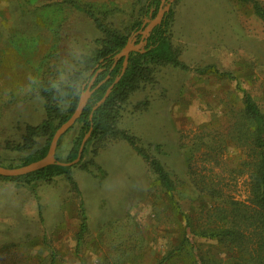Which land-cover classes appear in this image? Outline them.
Returning <instances> with one entry per match:
<instances>
[{
    "label": "rangeland",
    "instance_id": "rangeland-1",
    "mask_svg": "<svg viewBox=\"0 0 264 264\" xmlns=\"http://www.w3.org/2000/svg\"><path fill=\"white\" fill-rule=\"evenodd\" d=\"M166 3L173 11L167 34L185 68L149 62L148 80L119 104L116 127L161 162L174 189L121 134L88 143L71 168L74 184L65 175L31 183L0 178V264H194L195 255L224 264L229 257V246L198 234L190 235L193 251L179 246L185 216L196 232L208 225L215 200L199 179L225 196L246 197V154L235 137L247 129L244 92L264 115V19L253 9H264V0H159L158 8ZM144 6L0 0L1 163L19 165L41 147L37 136L22 145L26 127L46 118L44 89L65 98L66 88L77 90L92 74L85 57L106 35L95 21L130 37L134 23L153 17L155 9L145 14ZM57 102L64 112L66 102ZM79 128L61 138V161ZM81 203L86 230L79 239Z\"/></svg>",
    "mask_w": 264,
    "mask_h": 264
},
{
    "label": "trees",
    "instance_id": "trees-1",
    "mask_svg": "<svg viewBox=\"0 0 264 264\" xmlns=\"http://www.w3.org/2000/svg\"><path fill=\"white\" fill-rule=\"evenodd\" d=\"M146 1L148 8L144 6V13L147 14V10L154 8V12L151 13L154 16L159 0ZM71 4L76 8H80L74 1H71ZM253 9L257 15L264 19L263 8L255 3ZM172 13V9L166 12L160 24L153 28L148 36L144 52L134 51L129 54L128 63L123 73L111 88L105 101L95 110H92V106L104 95L107 87L120 74L122 58L113 64L111 56L119 51L128 39L127 35L109 31L101 22L95 21L96 25L106 35L98 39L100 46L93 54L85 57V64L87 68H93L98 65L97 67L102 68V70L95 77L93 86H96V88L91 94L92 102H87L80 117L71 127L80 126L77 135L72 140L65 162L76 158L82 138L88 131L89 136L83 145L81 157L77 163L83 158L88 143L100 142L107 136L121 134L138 154L149 163L161 184L167 190L172 191L174 189L172 180L161 162L157 158L149 156L140 147H137L132 137L116 127L119 104L126 100L129 93L137 88L141 80H148L151 73L148 67L149 62H170L173 65L185 68L184 64L176 58L167 34ZM141 28L142 22L134 23L132 26L134 31ZM74 75L75 79H77L81 76V72H77ZM65 90L67 91V97L65 98L58 95V91H54L52 87L44 89L41 93L45 98L46 118L38 125L26 127V132L23 136L24 145H22V147H31L33 145L32 136L42 137L43 143L36 153L26 156L19 165H4L1 162L0 165L18 167L40 159L46 154L54 131L72 114L77 105L75 101L77 90L74 87H68ZM242 98L244 123L241 125L244 126L246 124L247 129H239L235 138L246 154V197L245 199H238L225 196L222 190L216 187L215 183L199 179L197 183H199L200 190L210 194L215 201L208 210L206 222L208 225L205 228L197 232L194 231L191 219L188 215L185 216V226L179 248L187 247L190 251H193L194 244L190 235L198 234L201 237L223 242L229 246L232 251L224 264H264V115L247 93L244 92ZM57 100L66 102L64 112H60ZM55 117H58L57 122H54L53 118ZM62 137H60L56 148L57 158ZM72 166L52 164L27 175L0 178L12 181L23 179L25 182L31 183L32 180H46L54 176L65 175L74 184L70 175ZM80 213L82 222L78 233L79 239L86 230L82 203L80 204ZM172 252H169L163 260L167 259ZM193 260L194 264H213L210 260L203 259L198 255H195Z\"/></svg>",
    "mask_w": 264,
    "mask_h": 264
},
{
    "label": "water",
    "instance_id": "water-1",
    "mask_svg": "<svg viewBox=\"0 0 264 264\" xmlns=\"http://www.w3.org/2000/svg\"><path fill=\"white\" fill-rule=\"evenodd\" d=\"M168 9H169V3H166V5L163 8L159 7L156 14L152 18L146 19L145 23L142 24L141 29L133 31L131 36L128 37L125 45L119 51H117L115 54L111 56L113 64L116 63L120 58H122L121 72L115 78V80L107 87L104 95L92 106V110H95L99 105H101L105 101L106 97L111 91V88L117 82L121 74L123 73L128 63L129 54L134 51H137V52L145 51V46L147 44L148 36L150 35L153 28L160 24V22L162 21L164 17V14L168 11ZM137 36L141 38V41L135 44L134 40ZM97 66L98 65H95V67H93L91 70L92 72L91 77L94 78V80L97 74L102 70V68L97 67ZM95 88L96 86H93L92 90L89 93H85V95L80 99V101L77 102V105L74 111L72 112V114L56 128V130L54 131L50 139L47 152L43 157H41L40 159L34 160L32 162H29L25 165L18 166V167H5V166L0 165V177L23 176V175L32 173L34 171L40 170L52 164L68 165V166L76 164L80 160L82 148H83V145L87 137L89 136V131L82 138L80 147L78 149L77 156L72 161L65 162V161L59 160L56 157V148H57V144H58L60 137H62L75 124L77 119L80 117L83 111V108L86 105V102H88L89 100V95L92 94Z\"/></svg>",
    "mask_w": 264,
    "mask_h": 264
},
{
    "label": "clouds",
    "instance_id": "clouds-1",
    "mask_svg": "<svg viewBox=\"0 0 264 264\" xmlns=\"http://www.w3.org/2000/svg\"><path fill=\"white\" fill-rule=\"evenodd\" d=\"M94 84H95V80L89 74V78L86 79L85 81H83L78 86L76 96H75V101L79 102L80 99L85 95V93H89L92 90ZM88 102H92V96L91 95H89V101ZM86 104H87V102H86Z\"/></svg>",
    "mask_w": 264,
    "mask_h": 264
}]
</instances>
